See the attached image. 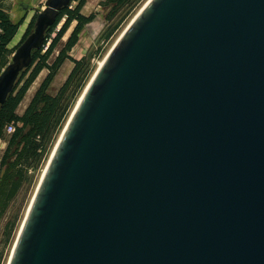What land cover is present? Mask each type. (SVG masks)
I'll return each instance as SVG.
<instances>
[{"label":"water","instance_id":"water-1","mask_svg":"<svg viewBox=\"0 0 264 264\" xmlns=\"http://www.w3.org/2000/svg\"><path fill=\"white\" fill-rule=\"evenodd\" d=\"M72 2L38 13L0 109ZM8 264H264V0L148 2L73 114Z\"/></svg>","mask_w":264,"mask_h":264},{"label":"rangeland","instance_id":"rangeland-1","mask_svg":"<svg viewBox=\"0 0 264 264\" xmlns=\"http://www.w3.org/2000/svg\"><path fill=\"white\" fill-rule=\"evenodd\" d=\"M106 1L107 0H87L86 5L82 9V13L84 15L89 16L93 14L94 18L90 23L85 25V27L79 33V40L76 44L77 46L75 45L76 47L69 51V55L72 56V58L76 60L84 58L85 63L80 74L81 79L73 87H70V89L64 95L62 103L64 106H67V112L65 116H63L59 123L51 130L47 141L39 150V159L30 160L28 163L22 164V166L19 164L16 167L18 169L16 170L15 181L20 180L21 177L20 185L15 195L6 204L4 211L0 216V264H8L9 262L20 229L30 208L32 199L35 195L50 156L52 155L72 112L82 97L88 83L92 79V76L97 69L98 63L105 58L128 25L148 2V0H137L136 4L131 8L125 6L115 7L114 4L106 3ZM46 2L47 0H9L6 10L15 23L20 21L21 18H24L25 15H28L25 21L26 23L29 18L30 22V20H32L31 18L35 14L43 11L46 6ZM77 3L78 2L74 0L71 7L76 6ZM64 22L65 18L58 24L56 31L61 28ZM76 23L77 22L73 23L66 35L60 40L57 48L48 60L49 63H53L56 57L59 55L73 29L75 28ZM54 36L55 33L47 42L45 50L52 42V38ZM20 40L15 45L11 43L9 48L15 49ZM11 57L12 55L9 57V59H11ZM74 65L75 64L73 61L69 59L65 60L60 69L57 71L52 83L48 87L47 92L50 95H58L61 87L64 85L72 70L74 69ZM48 74L49 70L47 68L40 73L39 77L31 85L24 99L17 107V114H24L33 96ZM21 76L22 75L19 76V79L16 83V86L19 84L18 88H20L24 82L23 81L21 84L19 83ZM27 76L24 78V80L27 78ZM12 133L5 130L2 138H0V168L2 166V160L6 155L9 139ZM13 151L14 148L11 152H9L7 162L14 161L15 156ZM7 167L8 163L3 166L0 177L3 175ZM10 189L11 185L9 186V190Z\"/></svg>","mask_w":264,"mask_h":264},{"label":"trees","instance_id":"trees-1","mask_svg":"<svg viewBox=\"0 0 264 264\" xmlns=\"http://www.w3.org/2000/svg\"><path fill=\"white\" fill-rule=\"evenodd\" d=\"M75 1L78 2L76 6L71 7V3L69 7L64 8L59 13L55 24L50 28L45 45L40 50L34 52L32 65L23 71V74H21L22 76L19 83L21 84L24 81L23 84L20 88H18L19 84H17L15 90L9 96L5 105L0 109V138H2L8 125L12 123L16 125V129L11 134L9 139L6 155L2 160V166L0 168L1 173L3 166L8 163L7 169L0 177V216L4 211L6 204L15 195L20 185L21 177L20 180L15 181V174L18 169L16 167L19 164L22 166V164H26L30 160L39 159V150L47 141L53 127L59 123L60 119L65 116L67 112V106H64L62 103L65 93L81 79L80 74L84 66L85 59L82 58L80 60H76L69 55V51L77 46L76 44L79 40V33L85 25L93 20L94 15L91 14L86 16L82 13V9L86 5L87 0ZM136 1L137 0H107L106 3L114 4L115 7L125 6L132 8L136 4ZM37 15L38 14H35L32 17V20L30 21L21 41L25 40L34 30ZM64 18L65 22L61 28L56 31L58 24ZM74 22L77 23L65 46L60 51L54 62L49 63V58L57 48L60 40L66 35ZM19 25L20 24H16L12 20L6 8L0 4V27L3 31L2 34H0V73L9 64L11 61L9 57L13 55L17 48V46L15 49H10L9 47L20 29ZM54 33L55 36L52 38V42L45 50L47 42L51 39ZM67 59L74 62V69L64 85L61 87L58 95L52 96L47 92L48 87L52 83L57 71ZM46 68L49 70V74L33 96L24 114H17V107L24 99L31 85ZM26 76L27 78L24 80ZM13 148L15 159L13 162H7L9 152H11ZM10 185L11 189L9 190Z\"/></svg>","mask_w":264,"mask_h":264},{"label":"bare ground","instance_id":"bare-ground-1","mask_svg":"<svg viewBox=\"0 0 264 264\" xmlns=\"http://www.w3.org/2000/svg\"><path fill=\"white\" fill-rule=\"evenodd\" d=\"M150 0H148V2H149ZM148 2L146 3V5L148 4ZM146 5H144V7L146 6ZM143 7V8H144ZM142 8V9H143ZM141 9V10H142ZM140 10V11H141ZM139 11V12H140ZM139 12H138V14H139ZM137 14V15H138ZM136 15V16H137ZM30 19V18H29ZM29 19H28V21L19 29V31H18V33L16 34V37L14 38V40L12 41V44H17V42L21 39V37H22V35L24 34V32H25V29L27 28V25H28V23H29ZM135 19V18H134ZM133 19V20H134ZM132 20V21H133ZM130 25V24H129ZM128 25V26H129ZM126 30V29H125ZM123 34V33H122ZM114 47V46H113ZM112 47V48H113ZM112 49H110V51H111ZM109 51V52H110ZM109 52H108V54H109ZM107 54V55H108ZM107 55L105 56V58L103 59V60H101L99 63H98V66H97V69H96V71H95V73H94V75L92 76V79L90 80V82L88 83V85H87V87H86V89H85V91H84V93H83V95H82V97L80 98V100H79V102H78V104H77V106L75 107V109H74V111L72 112V114H71V116H70V118H69V120H68V122H67V124H66V126H65V128H64V130H63V132H62V134H61V136H60V139H59V141L57 142V144H56V147L54 148V151H53V153H52V155L50 156V159H49V161H48V163H47V166H46V168H45V171H44V173H43V175H42V177L44 176V174H45V172H46V169H47V167H48V164H49V162H50V160L52 159V157H53V154L55 153V151H56V148H57V146L59 145V143H60V141H61V139H62V137H63V135H64V132H65V130H66V128H67V126H68V124H69V122H70V120H71V118H72V116H73V114L75 113V111H76V109H77V107L79 106V104H80V102H81V100L83 99V97H84V95H85V93H86V91H87V89L89 88V86H90V84H91V82H92V80H93V78H94V76H95V74L98 72V70L101 68V66L103 65V63H104V61H105V59H106V57H107ZM42 177H41V179H42ZM41 181V180H40ZM31 206V205H30ZM24 223V222H23ZM23 225V224H22ZM22 228V227H21ZM21 230V229H20ZM20 233V232H19ZM19 236V235H18ZM18 238V237H17ZM17 241V240H16ZM16 244V243H15ZM15 246V245H14ZM14 249V248H13ZM11 255H12V253H11ZM10 258H11V256H10ZM10 260V259H9ZM9 263V262H8Z\"/></svg>","mask_w":264,"mask_h":264},{"label":"built area","instance_id":"built-area-1","mask_svg":"<svg viewBox=\"0 0 264 264\" xmlns=\"http://www.w3.org/2000/svg\"><path fill=\"white\" fill-rule=\"evenodd\" d=\"M2 28L0 27V34H2ZM15 129H16V125L15 124H10V125H8L7 127H6V131H8V132H10V133H12V132H14L15 131Z\"/></svg>","mask_w":264,"mask_h":264},{"label":"crops","instance_id":"crops-1","mask_svg":"<svg viewBox=\"0 0 264 264\" xmlns=\"http://www.w3.org/2000/svg\"><path fill=\"white\" fill-rule=\"evenodd\" d=\"M9 0H0V4L4 7L7 8V3Z\"/></svg>","mask_w":264,"mask_h":264}]
</instances>
